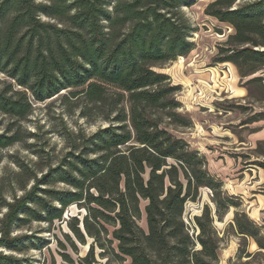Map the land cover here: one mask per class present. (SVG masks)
<instances>
[{"label":"trees","instance_id":"16d2710c","mask_svg":"<svg viewBox=\"0 0 264 264\" xmlns=\"http://www.w3.org/2000/svg\"><path fill=\"white\" fill-rule=\"evenodd\" d=\"M192 4L0 0V75L5 78L0 115L12 121L0 133V149L21 142L18 124L32 115L35 103L63 91L68 107H79L86 119L98 111L107 123L88 137L68 133L69 151L39 178L17 165L11 184L22 195L14 191L9 202L1 198L0 247L22 252L24 240L11 236L13 228L52 224L75 205L88 212L82 222L88 235L96 237L107 233L106 225L113 226L116 255L130 264L219 263V239L208 206L191 223L184 218L185 207L196 201L201 188L214 192L219 220L232 203L221 198L220 184L208 174L199 152L169 131L168 125L191 123L175 113L178 88L158 71L193 50L191 26L180 10ZM204 13L234 31L220 48V61L231 63L242 77L264 68V0H214ZM259 165L264 171V163ZM143 215L145 228L139 224ZM234 225L242 238H251L264 251L261 226L242 213L235 215ZM72 230L82 241L79 229ZM16 262L0 255V264ZM93 263V253L79 262Z\"/></svg>","mask_w":264,"mask_h":264},{"label":"rangeland","instance_id":"374dc122","mask_svg":"<svg viewBox=\"0 0 264 264\" xmlns=\"http://www.w3.org/2000/svg\"><path fill=\"white\" fill-rule=\"evenodd\" d=\"M213 1L193 0L190 7L180 9L191 26L188 41L193 50L158 71L168 75L170 85L178 88L173 96L179 104L175 113L191 123L189 127L168 125L169 131L199 152L208 174L220 184L221 198H229L232 205L219 220L212 203L214 192L201 188L196 201L186 203L184 218L191 223L192 217L208 206L219 239L218 264H264V251L251 238H242L234 225L235 215L244 214L261 226L264 241V171L259 165L264 163V68L242 77L231 63L220 61V48L225 47L234 31L204 13ZM252 78L259 81L248 83ZM2 81L5 78L0 75ZM66 94L63 91L46 102L35 103L32 115L18 124L21 142L0 149V204L1 198L9 202L14 191L17 197L22 195L11 184L19 171L17 165L27 166L39 178L48 167L57 166L69 151L72 138L68 133L81 132L88 137L107 126L98 111L86 119L80 115L79 107L70 104L69 108L63 102ZM10 122V117L0 115V133L7 130ZM140 205L144 207L143 202ZM4 213L0 210V218ZM87 213L83 207L72 205L61 220L52 224L30 222L13 228L11 236L22 237L25 248L15 252L0 247V255L13 256L17 264H79L93 253V264H130L128 258L119 259L116 255V242L111 241L112 225H106L107 233L101 231L96 237L84 231L82 222ZM139 224L145 228L144 215ZM74 226L83 236L82 241L74 235ZM189 227L192 231V224ZM28 236L32 237L30 242ZM39 239L46 245H38Z\"/></svg>","mask_w":264,"mask_h":264}]
</instances>
